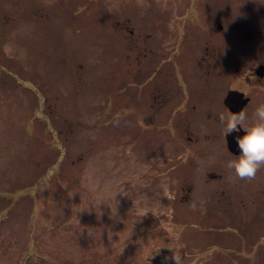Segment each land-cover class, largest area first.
Segmentation results:
<instances>
[{"label": "rangeland", "instance_id": "374dc122", "mask_svg": "<svg viewBox=\"0 0 264 264\" xmlns=\"http://www.w3.org/2000/svg\"><path fill=\"white\" fill-rule=\"evenodd\" d=\"M260 65L264 0H0V264H264V168L234 178L209 109L251 117Z\"/></svg>", "mask_w": 264, "mask_h": 264}, {"label": "clouds", "instance_id": "9594fccd", "mask_svg": "<svg viewBox=\"0 0 264 264\" xmlns=\"http://www.w3.org/2000/svg\"><path fill=\"white\" fill-rule=\"evenodd\" d=\"M218 119L223 125L224 137L233 132H238L241 129H243L244 132L242 136L236 138L240 154L227 160L225 167L232 171L235 179L241 181L255 180L257 173L264 168V102L257 104L251 117H249V114L244 110H240L239 112H232L229 110L227 114H218ZM164 196L168 198L167 193H165ZM193 210H195V205H193ZM149 213L152 214V208L145 204L144 207L139 209V220ZM132 233L133 230H130L129 238ZM161 247L166 246L160 245L150 252L147 257L148 261L152 254L158 252ZM166 248L170 249L172 252L170 259L174 260L175 264H182V257L179 251L173 252L170 247ZM167 259H169V257H165V260Z\"/></svg>", "mask_w": 264, "mask_h": 264}, {"label": "flooded vegetation", "instance_id": "af4514ba", "mask_svg": "<svg viewBox=\"0 0 264 264\" xmlns=\"http://www.w3.org/2000/svg\"><path fill=\"white\" fill-rule=\"evenodd\" d=\"M217 29L220 30L221 29V25L220 24H217ZM182 51V53H185L187 52V50H185V46L182 47L181 44H178V51H175L176 54L174 55L175 57H177V60H174L173 58H171V60H169V67L168 68H171L170 70L168 71H171L170 74L167 76V80H168V88L167 90H172L171 89V84H175L177 86H179V88H181L182 85L185 84H188L190 85V87L193 88V86L186 81V77H190L191 78V81L192 79L196 76V72H195V66H191L190 63L188 64L187 62H185L184 64L182 63V61H180V58L182 56V54H180ZM191 53H195V52H191ZM208 53V50L207 48L205 49V55H207ZM188 61L190 60V53L188 54ZM188 64V65H187ZM256 69V68H255ZM249 82L247 81V84ZM218 84V83H217ZM217 84H211L212 87L214 86H217ZM195 88H196V85H195ZM208 89V87L206 88V90ZM198 90H200V88L198 87ZM229 90H236L235 88H229V89H225V88H222L221 91H220V95L218 96L217 95V89H214L212 91V94H211V98L213 96V94H216L217 95V100L214 104H212V108H209L211 109L210 111H213L214 113H217L218 112V109H221V106L225 107L228 111L230 110L228 105L224 102V98L226 97L227 93ZM215 91V92H214ZM224 92V94L222 95L221 97V100H220V96L221 94ZM206 92H204L205 94ZM208 94V92H207ZM175 96V94H174ZM197 95H193V97H196ZM207 98H209V96H207ZM243 98H246V101L244 103V105L242 106L241 110H245V108L248 106L249 102H250V97H244ZM242 99V98H241ZM175 103H178V106L177 105H174ZM162 105L164 106H167L168 109L165 108L166 111L168 112H171L172 110L175 112L176 115H182L183 112L185 111L183 109V107H185L186 105L188 104H191V108H194L195 105H197L198 107H200V105L198 104V102H196V100L194 98H192V95L188 96L187 98H180L178 101H176V99L173 97V99L170 98V101H167L166 99H162L161 103ZM172 105L175 107L174 109H172ZM172 109V110H170ZM201 109V107L199 108ZM205 110H207L205 108ZM231 111V110H230Z\"/></svg>", "mask_w": 264, "mask_h": 264}, {"label": "water", "instance_id": "95a60500", "mask_svg": "<svg viewBox=\"0 0 264 264\" xmlns=\"http://www.w3.org/2000/svg\"><path fill=\"white\" fill-rule=\"evenodd\" d=\"M264 69L263 65L258 66L255 71L258 75H262V71ZM242 93L237 90H229L226 97L224 98V102L228 105L229 109L232 112H239L244 105L246 98H242ZM244 134L243 130L238 132H233L231 134L226 135L225 141L226 146L230 152L237 155L240 154V150L238 144L236 142V138L242 136Z\"/></svg>", "mask_w": 264, "mask_h": 264}]
</instances>
